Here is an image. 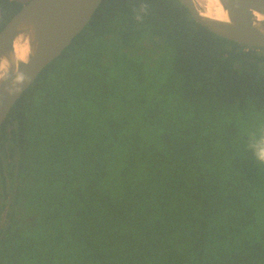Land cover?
<instances>
[{"label":"trees","instance_id":"obj_1","mask_svg":"<svg viewBox=\"0 0 264 264\" xmlns=\"http://www.w3.org/2000/svg\"><path fill=\"white\" fill-rule=\"evenodd\" d=\"M261 150L263 48L101 0L2 123L0 184L35 197L36 264H264Z\"/></svg>","mask_w":264,"mask_h":264},{"label":"water","instance_id":"obj_2","mask_svg":"<svg viewBox=\"0 0 264 264\" xmlns=\"http://www.w3.org/2000/svg\"><path fill=\"white\" fill-rule=\"evenodd\" d=\"M190 17L214 35L264 49V0H218L226 20L205 16L197 0H178ZM101 0H28L0 31V127L10 109L41 71L89 23ZM23 44L26 56L16 57Z\"/></svg>","mask_w":264,"mask_h":264},{"label":"flooded vegetation","instance_id":"obj_3","mask_svg":"<svg viewBox=\"0 0 264 264\" xmlns=\"http://www.w3.org/2000/svg\"><path fill=\"white\" fill-rule=\"evenodd\" d=\"M5 188V191H4ZM0 184L1 264H36L37 215L34 195ZM16 247L15 254L12 252Z\"/></svg>","mask_w":264,"mask_h":264},{"label":"bare ground","instance_id":"obj_4","mask_svg":"<svg viewBox=\"0 0 264 264\" xmlns=\"http://www.w3.org/2000/svg\"><path fill=\"white\" fill-rule=\"evenodd\" d=\"M197 1L204 4L203 10L205 16L217 20H226V13L222 9L218 0H197ZM14 51L17 59L23 60L25 58L26 50L23 44L16 43V45L14 46Z\"/></svg>","mask_w":264,"mask_h":264},{"label":"clouds","instance_id":"obj_5","mask_svg":"<svg viewBox=\"0 0 264 264\" xmlns=\"http://www.w3.org/2000/svg\"><path fill=\"white\" fill-rule=\"evenodd\" d=\"M257 157L260 161L264 162V150L259 151Z\"/></svg>","mask_w":264,"mask_h":264},{"label":"rangeland","instance_id":"obj_6","mask_svg":"<svg viewBox=\"0 0 264 264\" xmlns=\"http://www.w3.org/2000/svg\"><path fill=\"white\" fill-rule=\"evenodd\" d=\"M17 1H20L21 3L23 2V4H24V2H26L27 0H24V1L23 0H17Z\"/></svg>","mask_w":264,"mask_h":264},{"label":"crops","instance_id":"obj_7","mask_svg":"<svg viewBox=\"0 0 264 264\" xmlns=\"http://www.w3.org/2000/svg\"><path fill=\"white\" fill-rule=\"evenodd\" d=\"M15 1H17V0H15ZM27 1H28V0H27ZM27 1H26V2H27ZM18 2H20V1H18ZM20 3H21V2H20ZM22 3H23V2H22ZM24 3H25V2H24Z\"/></svg>","mask_w":264,"mask_h":264}]
</instances>
